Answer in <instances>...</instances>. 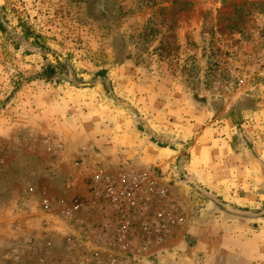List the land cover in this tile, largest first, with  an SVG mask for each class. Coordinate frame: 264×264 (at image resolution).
<instances>
[{
    "label": "rangeland",
    "instance_id": "obj_1",
    "mask_svg": "<svg viewBox=\"0 0 264 264\" xmlns=\"http://www.w3.org/2000/svg\"><path fill=\"white\" fill-rule=\"evenodd\" d=\"M0 23V264H110L94 193L123 174L169 231L144 247L136 218L120 264H204L203 208L264 225V0H0Z\"/></svg>",
    "mask_w": 264,
    "mask_h": 264
},
{
    "label": "crops",
    "instance_id": "obj_2",
    "mask_svg": "<svg viewBox=\"0 0 264 264\" xmlns=\"http://www.w3.org/2000/svg\"><path fill=\"white\" fill-rule=\"evenodd\" d=\"M151 122L155 126L159 125L158 120L156 121L153 116ZM196 177L197 182L211 190H217L219 187L220 182L214 181L206 173L197 172ZM178 198L190 204L188 197L187 199L181 196ZM247 198L234 197L232 199L236 204L243 205L248 200ZM200 211L199 215L192 217L193 219L185 220L184 230L195 238L194 247L199 250V261L204 264H253L252 260L256 256L255 247H260L259 242L264 243V225L259 224L258 228L251 229L249 222L252 220L247 222L238 220L240 212L232 207L227 212L221 213L220 211L217 213V209L209 213L205 208ZM209 214H212V217L208 218ZM250 246L254 250L249 251ZM238 254H241L244 259H237ZM258 255L260 256L259 263H264V260H261V258L264 259V253L258 251Z\"/></svg>",
    "mask_w": 264,
    "mask_h": 264
},
{
    "label": "built area",
    "instance_id": "obj_3",
    "mask_svg": "<svg viewBox=\"0 0 264 264\" xmlns=\"http://www.w3.org/2000/svg\"><path fill=\"white\" fill-rule=\"evenodd\" d=\"M140 179L137 176L123 174L115 178L104 179L100 190H96L95 209L104 217L105 223L101 227V232L111 237L108 245L119 249L109 257L110 264H120L123 255H119L128 248L129 236L135 231L134 220L140 218L142 221L141 231L144 247L149 244L164 240L168 227L163 223V213L154 211L153 214L144 218L143 203L137 197ZM117 217L114 229L109 226Z\"/></svg>",
    "mask_w": 264,
    "mask_h": 264
},
{
    "label": "trees",
    "instance_id": "obj_4",
    "mask_svg": "<svg viewBox=\"0 0 264 264\" xmlns=\"http://www.w3.org/2000/svg\"><path fill=\"white\" fill-rule=\"evenodd\" d=\"M0 30L2 32L6 31V28L0 23ZM29 29H24V34L25 35H29L32 34ZM40 37V35L35 34L34 35V42L35 44H38V38ZM57 70L55 67H53L52 65H47L46 67L43 68V70L41 71V73L39 74L40 77L45 78V79H50L51 77H54V75L56 74Z\"/></svg>",
    "mask_w": 264,
    "mask_h": 264
}]
</instances>
